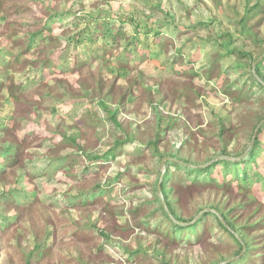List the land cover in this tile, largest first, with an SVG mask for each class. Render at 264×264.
I'll return each mask as SVG.
<instances>
[{"label": "rangeland", "instance_id": "1", "mask_svg": "<svg viewBox=\"0 0 264 264\" xmlns=\"http://www.w3.org/2000/svg\"><path fill=\"white\" fill-rule=\"evenodd\" d=\"M263 60L264 0H0V264H264V181L187 169L253 149Z\"/></svg>", "mask_w": 264, "mask_h": 264}, {"label": "trees", "instance_id": "2", "mask_svg": "<svg viewBox=\"0 0 264 264\" xmlns=\"http://www.w3.org/2000/svg\"><path fill=\"white\" fill-rule=\"evenodd\" d=\"M263 66H264V60L258 62L257 66L255 68L256 73H259L260 70L263 68ZM257 83L259 86L264 88L263 82H257ZM262 135H264V125H262V127L260 128V130L258 132V135H257V138L255 140L253 149L250 151V153L242 161L231 162L228 160L227 161L222 160L220 163L217 162L216 164H213L207 168L195 169V168L188 167L187 169L190 170V172H192V173H194V172L197 173L198 171H201V173H204L208 177H211L212 171L216 170L218 165L224 164L225 166L223 168V173L225 174V177L229 176V172H232L234 170L236 175L239 173H242L241 178L244 182H245V180H247V178L254 176L255 181H256L255 185L260 186V183L262 181H264V174L259 168H257L256 160L259 157L260 153L264 151V149H263L262 151L258 152V148L260 146H262L261 142H260V137ZM106 158H108V153L104 154L103 156H101L98 159H106ZM174 164L179 166V164L176 162ZM221 224L223 225L222 222H221Z\"/></svg>", "mask_w": 264, "mask_h": 264}, {"label": "water", "instance_id": "3", "mask_svg": "<svg viewBox=\"0 0 264 264\" xmlns=\"http://www.w3.org/2000/svg\"><path fill=\"white\" fill-rule=\"evenodd\" d=\"M258 62H259V61H257V63H258ZM263 123H264V122H261L260 125L258 126V128L256 129V133H255V135H254V137H253L252 145L254 144V142H255V140H256V138H257V135H258L257 133H258V131L260 130V128L262 127ZM167 160H171V158H165V159L162 161V166L165 165V162H166ZM186 165H188V164H186ZM189 166H192V165H189ZM192 167H195V166H192Z\"/></svg>", "mask_w": 264, "mask_h": 264}]
</instances>
